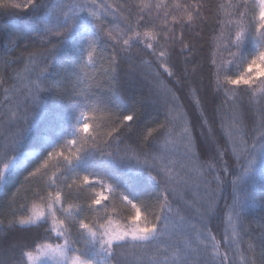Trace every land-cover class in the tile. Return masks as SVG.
<instances>
[{"label":"snow or ice","instance_id":"6c2138e0","mask_svg":"<svg viewBox=\"0 0 264 264\" xmlns=\"http://www.w3.org/2000/svg\"><path fill=\"white\" fill-rule=\"evenodd\" d=\"M21 14L0 28V264H264V0H0ZM210 19L231 59L205 66Z\"/></svg>","mask_w":264,"mask_h":264},{"label":"trees","instance_id":"16d2710c","mask_svg":"<svg viewBox=\"0 0 264 264\" xmlns=\"http://www.w3.org/2000/svg\"><path fill=\"white\" fill-rule=\"evenodd\" d=\"M168 4H171L172 0H166ZM220 2V0H208L209 5L214 6L216 3ZM153 3H155V0H153ZM155 11V9H153ZM24 19L23 15H15V16H0V28H2L4 25H14L20 23ZM214 23L213 20L210 19L208 22V25L204 28V32L202 33L199 43H198V51L196 53L197 60L204 64L205 66L208 65L210 59L215 54L217 59L220 60H230L231 57L228 56L227 51L222 46V39L219 37V33L213 32ZM227 33V30H226ZM218 49V50H217ZM243 68V65H241L238 68H233V72L238 73ZM207 80H205V83ZM210 108V106H208ZM2 192V190H0ZM91 193H88L90 195ZM115 203L117 205V216H123L126 217L130 214H132L133 210L131 207H125L122 204H120L119 199L117 198L115 200ZM264 216V213L257 210L254 213V226L258 223H264V221L261 220V217ZM53 242L55 241L54 235L52 236Z\"/></svg>","mask_w":264,"mask_h":264},{"label":"rangeland","instance_id":"374dc122","mask_svg":"<svg viewBox=\"0 0 264 264\" xmlns=\"http://www.w3.org/2000/svg\"><path fill=\"white\" fill-rule=\"evenodd\" d=\"M243 70H244V66H243V68H242L240 71H243ZM240 71H239V72H240ZM239 72H238V73H239ZM238 73H237V74H238Z\"/></svg>","mask_w":264,"mask_h":264}]
</instances>
